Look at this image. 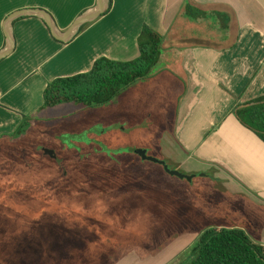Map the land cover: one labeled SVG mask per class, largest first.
I'll return each mask as SVG.
<instances>
[{"label": "crops", "instance_id": "crops-1", "mask_svg": "<svg viewBox=\"0 0 264 264\" xmlns=\"http://www.w3.org/2000/svg\"><path fill=\"white\" fill-rule=\"evenodd\" d=\"M97 2L0 0V51L7 47L5 22L11 13L45 9L57 29L66 32ZM105 3L102 15L80 25L65 41L52 34L40 15L13 21L15 46L0 60V136L45 110L44 91L53 79L86 72L101 56L138 57V37L146 23L164 36L163 51L149 78L121 93V105L138 90L150 91L152 104L138 110L137 118L147 123L144 130L151 126L157 134L153 144L162 155L264 206V141L232 113L237 102L264 95V0ZM188 4L207 15L190 17ZM132 119L125 115L124 122L130 125ZM235 224L255 231L246 220ZM256 239L264 244V226Z\"/></svg>", "mask_w": 264, "mask_h": 264}, {"label": "rangeland", "instance_id": "rangeland-1", "mask_svg": "<svg viewBox=\"0 0 264 264\" xmlns=\"http://www.w3.org/2000/svg\"><path fill=\"white\" fill-rule=\"evenodd\" d=\"M151 104L146 90L122 105L63 103L32 115L24 133L0 136V264H171L202 229L239 220L261 236L264 206L141 158L146 148L191 174L137 118Z\"/></svg>", "mask_w": 264, "mask_h": 264}, {"label": "trees", "instance_id": "trees-1", "mask_svg": "<svg viewBox=\"0 0 264 264\" xmlns=\"http://www.w3.org/2000/svg\"><path fill=\"white\" fill-rule=\"evenodd\" d=\"M186 13L195 18L207 15L189 4ZM138 44L140 55L134 59L117 60L101 56L86 72L53 79L45 88L42 108L63 103L88 107L112 103L128 87L151 75L160 60L164 36L145 23ZM232 113L264 141V95L246 102H237ZM30 123L31 117H24L21 125L10 136L24 133ZM171 264H264V244L252 239L239 224L208 226L199 232L196 240Z\"/></svg>", "mask_w": 264, "mask_h": 264}, {"label": "water", "instance_id": "water-1", "mask_svg": "<svg viewBox=\"0 0 264 264\" xmlns=\"http://www.w3.org/2000/svg\"><path fill=\"white\" fill-rule=\"evenodd\" d=\"M105 11H106L105 0H98L97 4L93 8V10L86 11L83 14H81L77 18V20L75 21V23L71 27V29L64 32V31H60L57 29L51 14L45 9L27 8V9L17 10L15 12L11 13L6 19V22H5L6 27L5 28H6V35H7V47L5 49H3L2 51H0V60L4 57L8 56L14 49L15 40H14L13 35L11 33V26H12L13 21L20 16H23V15H40V16H42L45 19V21L47 22L49 28L51 29L52 34L56 38L65 41V40H68L70 38L72 32L75 29H77L80 25H82L83 23H86L88 21L96 19L97 17L102 15V13H104ZM137 153L141 156L142 159L150 160V161H153L155 163H159V164L163 165L164 169L172 175H176V176H179L181 178H187L189 180H192L193 177L195 176V174H188V173H185V172L171 168L165 159L149 154L148 149H146V148H139L137 150Z\"/></svg>", "mask_w": 264, "mask_h": 264}, {"label": "flooded vegetation", "instance_id": "flooded-vegetation-1", "mask_svg": "<svg viewBox=\"0 0 264 264\" xmlns=\"http://www.w3.org/2000/svg\"><path fill=\"white\" fill-rule=\"evenodd\" d=\"M52 155H54V153Z\"/></svg>", "mask_w": 264, "mask_h": 264}]
</instances>
